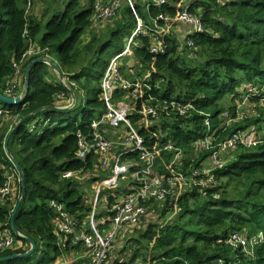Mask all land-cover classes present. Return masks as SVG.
Returning a JSON list of instances; mask_svg holds the SVG:
<instances>
[{"label":"trees","instance_id":"trees-1","mask_svg":"<svg viewBox=\"0 0 264 264\" xmlns=\"http://www.w3.org/2000/svg\"><path fill=\"white\" fill-rule=\"evenodd\" d=\"M97 1L45 0L48 18L43 21L28 13L27 0H0V91L5 93L10 85L15 63L20 64L24 74L33 60L48 55L75 80L77 86L71 90L76 96H88L85 106L54 109L65 105L67 99L60 95L65 92L68 97V91L55 78V69L41 63L33 66L25 100L2 107L10 110L12 117L23 116L25 121L17 128L19 118H2L0 122V242L4 233L14 232V224L35 240L38 249L29 257L6 259L28 250L29 243L18 238L23 247L0 248V264L54 263L51 254L58 257L72 242L56 232L58 214L51 202L62 203L77 225L86 227L92 206L86 202L85 191L79 189L85 188V182L77 176L91 175L86 180L90 190L92 182L108 174L100 167L97 151L79 157L78 134L89 138L92 121L107 109L101 98V79L110 58L124 50L135 29L136 15L128 2L121 0L115 15L105 19L106 27L100 26L98 32L94 29ZM172 1L179 0H165L161 5H154L153 0H136L135 6L142 20L152 23L160 15L178 16L182 9ZM188 10L201 18L202 32H190L180 22L179 30H168L157 40L140 34L131 57L122 61L121 71L129 80L140 79L150 85L142 88L140 97L129 98V119L143 135L155 133V139L182 149L188 157L185 162L191 164L194 157L206 158L220 143L244 129L237 118L241 97L247 85L259 92L263 88L264 0H193ZM160 23L174 26L171 21ZM119 36L121 41L117 40L109 50ZM158 42L165 46V53L152 52ZM35 44L42 53L21 62ZM143 103H163L168 107L151 121L149 129L140 123V118H145L141 113ZM207 118L212 126L211 143L206 150L198 151L197 141L205 131L208 133ZM227 118L233 122L228 124ZM257 121L252 119L250 125ZM242 140L227 154L225 166L214 171L216 183L187 190L177 200V212L169 200L163 205L149 200L148 217L124 230L123 242H116L105 264H264V241L254 246L252 253L249 246L226 242L235 232L247 238L264 235V137L251 147ZM123 160L137 163L132 154ZM15 161L21 164V172ZM130 171L116 190H106L108 208L118 200L120 188L132 181ZM66 172L74 175L64 177ZM21 175L26 185L25 198L17 208ZM11 176L18 179L16 189L2 197L1 189ZM113 215L107 211V217ZM119 245H123L122 249L115 252ZM41 253L44 256L38 258ZM123 258L128 260L121 262Z\"/></svg>","mask_w":264,"mask_h":264},{"label":"built area","instance_id":"built-area-1","mask_svg":"<svg viewBox=\"0 0 264 264\" xmlns=\"http://www.w3.org/2000/svg\"><path fill=\"white\" fill-rule=\"evenodd\" d=\"M119 1L121 0H108L106 4L97 2L96 18L105 20L113 17L119 9ZM124 1L128 2L132 12L136 15L137 23L134 27L135 29L127 38L124 50L111 60L107 73L101 82V98L105 101L106 111L92 121L89 138L83 133L78 134L79 157L85 158L90 152L97 151L100 154V167L106 170L108 174L101 180L102 183L94 197L93 207L88 216L86 227L82 228L77 225V222L64 209L62 203L57 201L51 202L55 212L58 214V220L56 221V232L58 235H64L67 241L72 242V245L81 246L85 250V254L82 256L83 260L79 264H105L109 259L108 256L114 239L121 229L129 223L138 222L137 224H139L151 212V206L147 205L149 200H169V204L174 205L177 209L178 198L187 190L214 185L216 183L214 171L225 166L227 154L233 150L240 139L237 136L241 132L220 143L212 151L211 155L206 158L197 159L194 157L195 161L187 164L184 160L186 154L183 153L182 149L176 147L172 142L165 143L160 139H155V133H149V137L143 135L138 126L129 119L132 104L131 102L128 103L123 99H119V97L127 93L130 97L137 98L140 97L143 87H150L148 83H144L140 79L135 81L127 79L121 71L119 60L121 57L132 55L131 47L137 44V36L141 34L154 37L156 40V37L158 39L161 38L166 31L171 29L168 25L161 24V20L191 24L194 27V33L203 31V27L201 18L191 13L188 10L189 7L182 5L180 2L174 3L175 6L182 9L178 16L160 15L152 23H145L138 15L135 6L136 0ZM153 1L154 5H161L165 2V0ZM188 43L191 45L193 41L189 40ZM39 50L31 46L30 50L23 56L21 62L27 56L42 53ZM152 52L165 53L166 49L165 46H162L158 42V44L152 46ZM45 57L48 58L49 56L45 55ZM14 66L16 72L10 85L6 88L5 94L10 97H23L24 94L21 91L19 93V89H21V83H19L21 67L17 63ZM61 83L68 91V97L63 92L61 94L62 98H69L72 103L73 98L69 94V90L73 86H77L76 82L69 76H66L61 80ZM23 91L25 92V89ZM167 109L168 107L163 103L155 105L143 103L141 113L145 118H140V123L142 122L146 126V129H149L151 121L158 119L160 113ZM3 113L4 108L0 107V118ZM227 119L228 124L233 122L232 118ZM205 124L207 125L208 133L204 134L202 140L197 141L195 146L199 148L198 151L206 150L205 148H209L211 143L212 135L209 131L211 123L208 118ZM33 128L31 127V130ZM108 133H112V137H107ZM167 153H170V155H167ZM128 154L136 155L137 163L123 160V157ZM130 169L132 181L120 188L122 192L119 194L118 200L112 205V208L106 206L104 214L107 215V211L111 210L114 215L112 218L107 217L104 221L102 217L98 216L100 213L97 212L101 187L106 186L111 187L112 190H116L120 186L121 179L129 175ZM165 169L167 170L166 174ZM73 175V172H66L64 177H72ZM12 177L14 176H11L2 187V197L8 196L15 190ZM172 185H176L177 187H172ZM178 185L181 186L182 192L178 191ZM105 222L108 225L107 229L102 228ZM18 242L16 234L7 231L0 242V248L14 249ZM226 242L235 246L242 244L245 248L250 245L248 238L237 232L229 235Z\"/></svg>","mask_w":264,"mask_h":264},{"label":"rangeland","instance_id":"rangeland-1","mask_svg":"<svg viewBox=\"0 0 264 264\" xmlns=\"http://www.w3.org/2000/svg\"><path fill=\"white\" fill-rule=\"evenodd\" d=\"M44 1L45 0H27V2H28L27 3V11H28V13L30 15H35L38 19H41L43 21H45L48 18V16L44 13V9H45L44 7H45V5L47 3V2H44ZM179 2L182 4V0L175 1V4H177ZM186 4H188V3H186ZM186 4H183V5L186 6ZM94 23H97V25H94V29H96L99 32L100 31V26L106 27L105 25H106L107 22L104 21V20H98L96 18ZM135 26H136V24H135ZM100 34H102V32ZM121 37L122 36H119L117 39H114L112 41V45H111V47H110L109 50H111L112 46L114 44H116L117 40L121 41ZM126 43H127V40H126ZM33 47L36 48L37 50H39L38 49V46L36 44L33 45ZM125 47H126V45H125ZM131 51H132V47H131ZM55 54H56V52H54V55ZM118 54L119 53L114 54L113 57L116 56V55H118ZM31 56H27V57H31ZM113 57L110 58V62L113 59ZM127 57H131V55L130 56H127ZM48 58H51V57H48ZM124 58L125 57H121V59L119 60V62L121 63V66H122V61L124 60ZM49 60H51V59H49ZM80 63H84V62H80ZM129 64L131 65V60L129 61ZM109 65H110V63H109ZM109 65H108V67H109ZM108 67H107V69H108ZM56 72L57 73H56V77L55 78L57 80H59L60 82L66 76H68L67 74L63 73V71H61L63 73V77L61 78L60 73L58 71H56ZM106 73H107V70H106L104 76L106 75ZM24 75H25V73L24 74H23V72L20 73V75H19V83H23V77H25ZM104 76L102 77L101 82H102ZM24 87L26 88V86L23 84L21 86V92L23 94H25L24 91H23L25 89ZM246 88H247L246 94L241 97L242 104L237 107V109H238V111H237V118H238L239 122H241V124L244 126V129L243 130H241V131L239 130L241 133L237 136V138H240V139L242 138L243 140L241 142H245L247 144V147H251V146L256 145L255 144V140H259V139H261V137H264V85H263V88L260 87V89H261L260 92L257 91V89L255 87H252V85H247ZM120 98L123 99V100H125L126 102L130 103V101H129L130 96L127 93L122 94L120 96ZM87 99H88V96L85 93L83 95H79L77 97V101H76L75 104H74V101H72V103H71V99L68 98L67 100H65V105L64 106H61L60 108H62V109L73 108V107L76 106V104H78V106L80 104H82L83 106H85ZM67 104H69V105H67ZM3 106L4 105L0 102V107H3ZM9 111L10 110L4 108V113L2 114L0 120L2 118H19V120L17 121V123L20 120H22V119H24V121H25V118H22L23 116H15V117H12L11 116V111H10V113H9ZM80 115L82 117V113H80ZM254 118H257L258 121L255 122V123H253L252 125H250L251 120L254 119ZM34 123L35 122H33L30 127H34L35 126ZM112 135H113L112 133H108L107 134V137L110 138V137H112ZM225 162H227L226 159H225ZM90 178H91V175L89 176L88 173H84V174H81V175L78 174V176H77V179L82 180L83 182H85L84 183V187L85 188H82L81 186H79V189H81L82 191H85L86 202H87V204H89L90 206L93 207L94 197H95L96 193L98 192V189H99V187H100V185H101L102 182H101V180H95L94 182L91 183V187H90V190H89V187H86V182H87L86 180H88ZM12 180H14L13 181L14 185L15 184L16 185L18 184L17 183L18 182L17 177H15V176L12 177ZM122 183L123 182H120V184H122ZM16 185H15V189H16ZM172 187H177V186L176 185H172ZM101 189L102 190L100 191V194L101 195H100V199H99L100 202H99L98 207H97V212L98 213L105 212L106 206L108 205V203L106 201V198H108V196L105 195V192H106V190L112 189V188L111 187L102 186ZM178 191L182 192V188H181L180 185H178ZM86 192H87V194H86ZM175 212H177V209H176ZM147 217L148 216H145V218H147ZM102 219L105 221L107 219V215L104 214L102 216ZM168 221H169V219H167V222ZM137 223L138 222L126 224L121 229V231L123 229L125 230V229H128L130 227L132 228V226H135ZM107 227H108L107 222H105L104 223V226L102 228H106L107 229ZM124 230H123V232L121 234H120L121 231L117 234V236L114 239V242H113V244L111 246L110 251L112 250L113 246H116L118 244L119 240H122V242H123V239L122 238H125V236L123 235ZM121 236H124V237H121ZM261 237H262V239H261ZM248 241L250 243V245H249L248 248H250L249 251H250V253H252L254 246H256L257 244H259L262 241H264V235L259 234V235L252 236V237L248 238ZM116 242H117V244H116ZM28 248H29V246H28ZM117 249H116L115 252L121 250L122 248L119 249V250H117ZM79 252H80V254L78 256H81L82 254L84 255L85 254L84 248L81 247L80 250H79ZM115 252H114V255H116ZM125 260H128V258L127 259L126 258H123L121 261H125Z\"/></svg>","mask_w":264,"mask_h":264},{"label":"water","instance_id":"water-1","mask_svg":"<svg viewBox=\"0 0 264 264\" xmlns=\"http://www.w3.org/2000/svg\"><path fill=\"white\" fill-rule=\"evenodd\" d=\"M2 23V15L0 14V24ZM41 63H46V64H49L50 66H52L55 71H58L60 73V76L61 78L63 77V73L61 72V69L58 67V65L53 62L52 60H49V58H46L45 56H42V57H39L35 60H33L26 68V72H25V94L23 97L21 96H17V97H10L8 95H6L5 93L1 92L0 91V102L3 104V105H18L20 104L21 102H23V100L26 98V94H27V91L29 89V84H30V77H31V72H32V69H33V66H35L36 64H41ZM70 93H71V96L73 98V101H74V104L76 103L77 101V96L76 94L72 91V90H69ZM54 109H62L60 107H55ZM24 122V119L20 120L16 127L17 128L18 126L22 125V123ZM11 135V134H10ZM10 135L8 136L7 140H6V146H7V149H8V140L10 138ZM9 150V149H8ZM15 165L16 167L18 168V170L21 172L22 171V166L19 162L15 161ZM22 176V175H21ZM21 197L19 199V202H18V206L17 208L19 207V205L21 204V202L23 201V199L25 198V189H26V185H25V182H24V179H23V176L21 178ZM16 208V209H17ZM16 213V210L14 211V214ZM88 227H90L88 225ZM13 230L16 234V236L18 238H21V239H24L26 240L30 247L28 248V250L24 253H14L8 257H6V259H12V258H22V257H29L31 256L32 254H34L37 249H38V246H37V243L35 242L34 239H32L31 237L29 236H26L24 234H22L16 227L15 225L13 224Z\"/></svg>","mask_w":264,"mask_h":264},{"label":"crops","instance_id":"crops-1","mask_svg":"<svg viewBox=\"0 0 264 264\" xmlns=\"http://www.w3.org/2000/svg\"><path fill=\"white\" fill-rule=\"evenodd\" d=\"M107 1L108 0H99L98 2L99 3H101V4H106L107 3ZM173 2H175V1H172L171 3H173ZM192 2H193V0H182V5L183 4H186V3H188V4H186L188 7H190L191 6V4H192ZM67 3H68V0H67ZM190 3V4H189ZM98 20H100V19H98ZM182 24H184L185 25V28L187 29V30H189L190 32H193L194 33V27L192 26V25H190V24H186V23H182ZM94 25H97V23H94ZM180 22H174V26L173 27H171V29H173V30H179V28H180ZM170 29V30H171ZM52 58V57H51ZM53 59V58H52ZM188 157H185V159H187ZM184 159V160H185ZM127 178H125V179H122L121 181H125ZM166 200H158V202L161 204V205H163L164 204V202H165ZM101 214V213H100ZM104 215V212H103V214H102V216ZM101 216V217H102ZM109 218V217H108ZM124 230V229H123ZM123 230L120 232V234L123 232ZM23 245L24 244H22V243H20V242H18L17 243V245H16V248L17 247H23ZM123 247V245H119V247H118V249L117 250H119V249H121ZM80 248H81V246H75V245H71V247H69V249H67L66 251H64V252H61V255H58V257H56V254L55 253H52L51 254V258H54L55 257V262L54 263H52V264H76V263H78V262H81L83 259H82V256H83V254L81 255V256H78L79 254H80V252H79V250H80ZM120 251V250H119ZM38 255V258H40L41 257V255H43L42 253L39 255V254H37ZM44 256V255H43ZM114 257H115V255H114ZM37 258V259H38ZM37 259H35V261L34 262H36V260ZM113 260V259H112ZM121 262H123V261H121Z\"/></svg>","mask_w":264,"mask_h":264},{"label":"bare ground","instance_id":"bare-ground-1","mask_svg":"<svg viewBox=\"0 0 264 264\" xmlns=\"http://www.w3.org/2000/svg\"><path fill=\"white\" fill-rule=\"evenodd\" d=\"M190 4V3H189ZM161 22V21H160ZM164 23V22H163ZM170 23V22H169ZM162 24V23H161ZM182 24V23H181ZM191 25V24H190ZM49 53V52H48ZM135 59V58H134ZM54 70V69H53ZM71 76V75H70ZM71 78V77H70ZM75 81V80H74ZM10 84V83H9ZM7 88V87H6ZM25 88V87H24ZM73 91V90H72ZM61 96V95H60ZM62 97V96H61ZM186 105V104H185ZM212 127V126H211ZM14 129V128H13ZM211 130V129H210ZM213 130H214V128H213ZM32 132V131H31ZM205 133H206V131H205ZM233 135V134H232ZM203 138H201L200 140H202ZM215 141H213V143H214ZM217 142V141H216ZM215 142V143H216ZM214 143V144H215ZM130 156V155H129ZM205 158V157H204ZM151 200H153V199H151ZM56 222V221H55ZM14 233V232H13Z\"/></svg>","mask_w":264,"mask_h":264},{"label":"clouds","instance_id":"clouds-1","mask_svg":"<svg viewBox=\"0 0 264 264\" xmlns=\"http://www.w3.org/2000/svg\"><path fill=\"white\" fill-rule=\"evenodd\" d=\"M25 76V75H24ZM35 127V126H34ZM34 129V128H33ZM29 247H30V245H29Z\"/></svg>","mask_w":264,"mask_h":264}]
</instances>
